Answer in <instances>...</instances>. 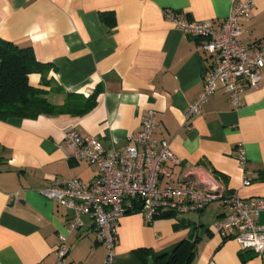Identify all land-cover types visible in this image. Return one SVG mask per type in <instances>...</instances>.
<instances>
[{
    "label": "crops",
    "instance_id": "1",
    "mask_svg": "<svg viewBox=\"0 0 264 264\" xmlns=\"http://www.w3.org/2000/svg\"><path fill=\"white\" fill-rule=\"evenodd\" d=\"M239 0H0V38L31 46L44 74L31 73L30 85L62 105L68 94L96 95L81 115L61 113L0 118V264H50L58 234L66 235L64 264H102L106 249L97 241L93 220L69 232L71 210L41 192L53 177L76 176L90 182L94 164L67 158L63 132L101 140L106 151L126 142L147 109L156 113L154 136L170 142L179 164L166 163V184L184 185L190 168L210 171L223 193L242 198L264 196V66L262 80L245 88L235 108L222 89L203 104L201 113L183 123V112L203 87L211 56L199 50L205 40L173 26L163 15L172 9L188 20H225ZM245 46L264 45V0H254L248 17L238 22ZM245 152V168L237 161ZM245 175L249 179L243 185ZM231 212L222 199L201 210L166 212L148 224L140 210L119 220L110 264H147L172 251L183 239L195 241L190 264H264L231 236L212 231ZM256 221L264 224V212ZM247 257L243 260L241 254Z\"/></svg>",
    "mask_w": 264,
    "mask_h": 264
},
{
    "label": "built area",
    "instance_id": "2",
    "mask_svg": "<svg viewBox=\"0 0 264 264\" xmlns=\"http://www.w3.org/2000/svg\"><path fill=\"white\" fill-rule=\"evenodd\" d=\"M253 3L254 0L235 2L228 17L217 26L210 19L188 20L172 9L163 11L173 26L205 39L199 50L212 58L203 75L202 90L183 112L184 124L201 113L203 104L219 88L227 94L231 105L238 108L243 90L257 86L262 80L264 45L245 46L238 24L241 18L249 16ZM156 126L155 111L147 109L140 128L129 135L124 144L110 151H106L97 137L81 135L74 127L64 130L67 158L94 164L98 170L88 183L76 176H56L42 190L46 198L71 210L66 231L79 227L81 216L89 214L97 241L106 249L102 264H110L119 220L125 213L140 210L146 222L151 224L160 214L183 215L222 199L231 212L213 223L212 231L221 237H233L241 250L252 251L264 260V224L256 221L264 212V196L246 199L235 192L224 194L222 183L210 171L197 168L186 172L187 177H195L194 182L161 187L162 177L170 176L166 163L179 164L180 160L168 140L154 136ZM237 161L244 169L246 156L242 147H238ZM248 183L245 175L243 185ZM53 251L56 258L50 264H64L68 252L65 234H58Z\"/></svg>",
    "mask_w": 264,
    "mask_h": 264
},
{
    "label": "trees",
    "instance_id": "3",
    "mask_svg": "<svg viewBox=\"0 0 264 264\" xmlns=\"http://www.w3.org/2000/svg\"><path fill=\"white\" fill-rule=\"evenodd\" d=\"M50 67L36 60L31 46L18 44L0 38V118L35 117L39 114L57 115L68 113L81 115L92 108L96 95L88 97L68 94L62 105L51 104L43 95V90L30 85L28 76L41 73ZM257 179L264 180V167L258 170ZM195 250V241L183 239L172 251L155 256L153 264H190ZM241 254L244 260L247 256Z\"/></svg>",
    "mask_w": 264,
    "mask_h": 264
},
{
    "label": "water",
    "instance_id": "4",
    "mask_svg": "<svg viewBox=\"0 0 264 264\" xmlns=\"http://www.w3.org/2000/svg\"><path fill=\"white\" fill-rule=\"evenodd\" d=\"M147 264H153V259L149 258L148 261H147Z\"/></svg>",
    "mask_w": 264,
    "mask_h": 264
}]
</instances>
